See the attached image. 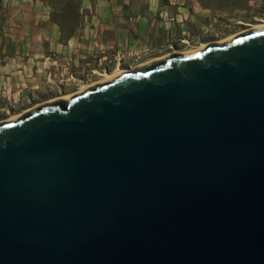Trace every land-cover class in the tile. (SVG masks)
<instances>
[{
	"label": "water",
	"instance_id": "obj_1",
	"mask_svg": "<svg viewBox=\"0 0 264 264\" xmlns=\"http://www.w3.org/2000/svg\"><path fill=\"white\" fill-rule=\"evenodd\" d=\"M0 264H264V29L0 123Z\"/></svg>",
	"mask_w": 264,
	"mask_h": 264
},
{
	"label": "rangeland",
	"instance_id": "obj_2",
	"mask_svg": "<svg viewBox=\"0 0 264 264\" xmlns=\"http://www.w3.org/2000/svg\"><path fill=\"white\" fill-rule=\"evenodd\" d=\"M123 1L0 2V123L98 83L116 68L134 70L173 52L217 42L264 23V0H194L200 6L194 5L190 13L183 11V27L172 29L171 41H163L156 51L134 50L127 59V52L118 50L112 37L104 34L110 29L97 25L99 14L144 13L143 4L130 3L129 11H104L98 6Z\"/></svg>",
	"mask_w": 264,
	"mask_h": 264
},
{
	"label": "crops",
	"instance_id": "obj_3",
	"mask_svg": "<svg viewBox=\"0 0 264 264\" xmlns=\"http://www.w3.org/2000/svg\"><path fill=\"white\" fill-rule=\"evenodd\" d=\"M130 3L139 6L143 4L141 9L144 13L131 15L121 12L97 16L98 27L110 29L109 33L104 34L112 37L118 50L127 52L124 55L127 59L131 58L134 50L156 51L157 47H162L163 41H171L172 29L183 27L182 21L185 19L183 11L190 13V8L194 9V5L200 6L199 2L194 0H125L113 5L99 3L98 6L104 11H110V9L114 11L117 8L129 11ZM104 34L101 33L102 36ZM96 37L99 38V36ZM176 39L180 41L181 36L177 34Z\"/></svg>",
	"mask_w": 264,
	"mask_h": 264
},
{
	"label": "bare ground",
	"instance_id": "obj_4",
	"mask_svg": "<svg viewBox=\"0 0 264 264\" xmlns=\"http://www.w3.org/2000/svg\"><path fill=\"white\" fill-rule=\"evenodd\" d=\"M262 29H264V23H262V24H258V25H254V26H251L250 29H248V30H245V31H241V32H238V33L232 34V35L228 36L227 38H225V39H223V40H220V41H217V42H210V43H206V44H201V45L198 46V47L191 48V49L185 50V51H183V52H173V53L168 54V55H166L165 57H163V59L168 58L169 56L174 55V54H179V55H189V54H193V53H195V52H200V51H202L207 45H210V44H217V45H220V44H223V43H225V42H227V41H229V40H232L234 37H236V36H238V35H240V34H242V33H245V32H247V31H250V30H262ZM161 59H162V58H161ZM152 61H153V60H152ZM146 64H147V63H146ZM144 65H145V64H144ZM141 66H143V65H141ZM131 70H132V69H131ZM131 70H122V69H120V68H116V69H115L114 71H112L110 74H104V75H102L103 80H102V81H99L98 83H94V84L87 85V86L85 85V86H83L82 88H80L77 92H75V93H73V94H71V95H67V96L62 97V98L52 99V100L46 101V102H44V103H41V104H39V105H37V106H34L33 108H31V109H29V110L23 112L22 114H19V115H16V116H14V117H11L10 119H7V120H5V121H3V122H12V121H15L17 118H19V117H20L21 115H23L24 113H26V112H28V111H30V110H32V109L38 107V106H41V105H43V104L52 103V102H54V101H56V100H58V99L68 100V99H70L73 95L80 94V93H82L84 90L88 89L89 87H92V86H94V85H96V84H102V83H105V82H109V81H111V80L117 78L118 76H120V75H122V74H124V73H126V72H129V71H131Z\"/></svg>",
	"mask_w": 264,
	"mask_h": 264
}]
</instances>
